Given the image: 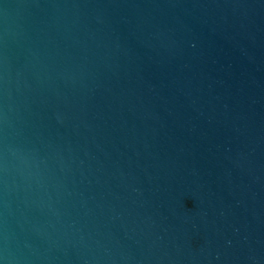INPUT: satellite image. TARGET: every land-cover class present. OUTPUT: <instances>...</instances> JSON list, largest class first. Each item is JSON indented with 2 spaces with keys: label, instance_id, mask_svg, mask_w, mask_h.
Listing matches in <instances>:
<instances>
[{
  "label": "water",
  "instance_id": "water-1",
  "mask_svg": "<svg viewBox=\"0 0 264 264\" xmlns=\"http://www.w3.org/2000/svg\"><path fill=\"white\" fill-rule=\"evenodd\" d=\"M3 264H264V0H0Z\"/></svg>",
  "mask_w": 264,
  "mask_h": 264
},
{
  "label": "clouds",
  "instance_id": "clouds-1",
  "mask_svg": "<svg viewBox=\"0 0 264 264\" xmlns=\"http://www.w3.org/2000/svg\"><path fill=\"white\" fill-rule=\"evenodd\" d=\"M0 264H3V261H0Z\"/></svg>",
  "mask_w": 264,
  "mask_h": 264
}]
</instances>
